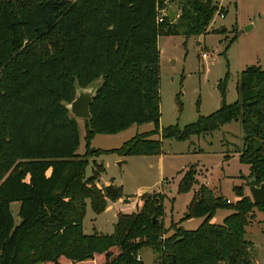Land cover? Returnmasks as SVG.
Wrapping results in <instances>:
<instances>
[{
	"label": "trees",
	"instance_id": "1",
	"mask_svg": "<svg viewBox=\"0 0 264 264\" xmlns=\"http://www.w3.org/2000/svg\"><path fill=\"white\" fill-rule=\"evenodd\" d=\"M163 0H0V264H141L142 249L158 253V264H252L244 240L255 205L240 187L235 201L197 183L189 167L176 185L181 195L197 188L187 218H201L193 231L161 219L164 195L143 193L130 214H117L110 235H84L85 202L94 215L122 197L95 187L103 168L88 160L115 154L120 158L160 156L158 134V56L160 35H203L214 14V0L177 1L176 18L157 24ZM174 1H170L172 4ZM236 39L234 35L224 49ZM100 79L83 124L84 152L78 123L67 112L75 88ZM228 80L217 83L221 101ZM237 100L222 104L180 129L166 127L161 140L188 141L232 121L243 135L238 162L248 181L264 183V70L247 66L238 75ZM152 124L119 148L90 150L94 135L111 136L132 125ZM16 202L18 223L9 206ZM216 210L229 211L220 225L209 221ZM170 232V233H167Z\"/></svg>",
	"mask_w": 264,
	"mask_h": 264
},
{
	"label": "rangeland",
	"instance_id": "2",
	"mask_svg": "<svg viewBox=\"0 0 264 264\" xmlns=\"http://www.w3.org/2000/svg\"><path fill=\"white\" fill-rule=\"evenodd\" d=\"M163 1L160 9L172 7L170 1L175 2ZM214 1L224 14L222 17L214 14L203 35L187 38L178 30L175 35H160L157 39L158 134L150 138L161 142L160 156L130 157L127 161L123 160V164L118 163L120 161L116 160L118 156L115 154L88 160L85 176L91 175L92 161L102 165L99 183L111 184L112 187H109L113 191L119 188L124 197L112 206L113 210L106 208L96 215L85 202L81 221L84 235H110L116 215L134 212L143 193L164 195L161 203L164 228L169 226V222H179V227L184 230H195L201 218H187L186 208L197 188L176 194V185L189 167L196 171L197 183L204 184L213 192L217 191L229 203L236 199L233 186L240 187L242 194L248 195L249 172L246 166L238 162L243 139L239 122L232 121L210 134L191 137L188 141L161 140L159 136V132L166 127L180 129L194 123L197 117L208 116L222 104L234 103L237 100L235 87L238 75L247 66H258L264 70V0ZM234 35L236 39L228 46L223 57L224 49ZM201 54H205L206 58L201 59ZM226 73L228 80L221 101L217 83ZM76 123L79 144L74 154L78 157L84 152L85 142L83 124L80 119H76ZM152 129L153 125L146 123L132 125L111 136L94 135L89 149L119 148L134 135L145 134ZM160 181L164 183L160 185ZM104 188H101L103 193ZM18 206L16 202L9 206L14 225L18 223ZM115 208L119 210L116 215ZM252 213V222L246 227L243 238L251 245V263L264 264V211L253 210ZM229 214V211L216 210L209 222L220 225ZM137 256L141 264L159 262L158 253L150 248L142 249Z\"/></svg>",
	"mask_w": 264,
	"mask_h": 264
},
{
	"label": "water",
	"instance_id": "3",
	"mask_svg": "<svg viewBox=\"0 0 264 264\" xmlns=\"http://www.w3.org/2000/svg\"><path fill=\"white\" fill-rule=\"evenodd\" d=\"M166 18L170 23H172L174 20L173 11L170 7L167 8ZM222 30L223 29L221 28V31ZM99 82L100 79H98L96 82H93L92 85H89L86 88H75L76 90L73 100L69 104L64 105L68 114L73 119L88 120L90 118L89 105L98 91ZM247 186L248 196L251 202L255 205H264V183L255 185L254 179L250 178L247 182ZM104 190L108 195H113V190L111 187L107 186L104 188Z\"/></svg>",
	"mask_w": 264,
	"mask_h": 264
},
{
	"label": "crops",
	"instance_id": "4",
	"mask_svg": "<svg viewBox=\"0 0 264 264\" xmlns=\"http://www.w3.org/2000/svg\"><path fill=\"white\" fill-rule=\"evenodd\" d=\"M177 6H178V3H177V1L175 0V2H173L172 3V7H170L171 8V10L173 11V18L175 19L176 18V13H177ZM96 82V81H95ZM91 141H92V139H91ZM90 146V145H89ZM100 150H102V149H100ZM100 156V155H99ZM98 157V156H97ZM96 158V157H95ZM94 158V159H95ZM130 158V157H129ZM129 158H119V157H117V159L116 160H118V161H120V162H118L119 164H123L124 162H123V160H125V161H127V160H129ZM94 159H90V160H94ZM91 164L93 165V164H95V162L94 161H92L91 162ZM118 164V165H119ZM102 166V165H101ZM99 178L95 181V187H97L98 189H101V188H104V186H111L112 187V185L111 184H105V185H101L100 183H99ZM164 183V181H160V185L161 184H163ZM139 195V194H138ZM122 196L124 197V194L122 193ZM136 196V195H135ZM122 197V198H123ZM122 198H120L119 200H117L116 202H113V203H111V202H109L108 200L106 201L107 202V207L106 208H108V209H112L113 210V205L115 206V205H117L121 200H122ZM119 210H116V208H115V213H114V215H116V213L118 212Z\"/></svg>",
	"mask_w": 264,
	"mask_h": 264
},
{
	"label": "built area",
	"instance_id": "5",
	"mask_svg": "<svg viewBox=\"0 0 264 264\" xmlns=\"http://www.w3.org/2000/svg\"><path fill=\"white\" fill-rule=\"evenodd\" d=\"M227 1L234 2L235 0H227ZM166 13H167V8L166 9H159L158 17H157L158 19L156 21L157 24L162 22L163 17H166ZM219 17H221V16H219ZM205 58H206L205 54H201V59H205ZM135 258L137 261H140V258L138 256H136Z\"/></svg>",
	"mask_w": 264,
	"mask_h": 264
}]
</instances>
